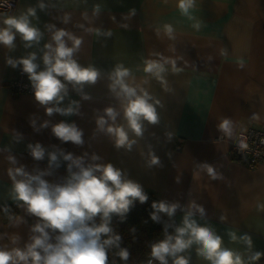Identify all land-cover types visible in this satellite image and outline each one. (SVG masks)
<instances>
[{"label": "crops", "instance_id": "0c3cea01", "mask_svg": "<svg viewBox=\"0 0 264 264\" xmlns=\"http://www.w3.org/2000/svg\"><path fill=\"white\" fill-rule=\"evenodd\" d=\"M178 2L17 0L12 11H0V27H4L5 17L35 9L29 20L41 33L30 47L19 33L13 48L0 44V207L20 206L19 215L8 223L0 213V248H24L33 235L32 226L39 222L22 201L13 198L9 169L23 166L32 175L43 173L42 178L51 184H64L71 162L63 159V153L70 152L83 157L85 166L111 163L124 178L153 195L156 203L177 204L171 217L158 213L172 225L167 234H175L189 205L195 203L203 207L204 215L192 209L193 218L213 229L222 238V247L240 253L245 264H264V255L250 260L256 252L264 253V165L249 168L229 155L240 132L264 125V0H195L189 15L180 11ZM197 23L199 28L194 27ZM165 25L172 27L171 35ZM58 29L81 39L73 58L82 67L92 66L99 72L95 83L82 86L59 77L67 94L55 106L74 107L70 115H48L46 108L53 104L41 105L34 93H15L5 85L18 77L22 66L12 67L9 58L19 61L35 53L37 71L44 69L45 45H54L52 36ZM146 61L164 64L163 80L144 71ZM117 65L130 70L126 82L138 94L141 89L147 92L156 108L158 121L143 120L140 136L127 128L126 101L110 88ZM27 78L30 81L28 74ZM107 107L117 112L114 122L106 116ZM100 116L107 120L105 129L108 124L126 128L129 140L135 141L130 149L116 147L114 137L98 127ZM225 119L231 122L229 133L220 128ZM61 121L74 123L82 131V144L54 135L52 127ZM36 143L45 150L43 159L31 155L29 144ZM51 152L57 161L49 164ZM93 155L99 159L93 160ZM153 155L159 164L151 163ZM204 164L214 168L216 179ZM72 171H78L75 165ZM52 235L55 242L56 233ZM245 235L251 238V248L240 239ZM198 248L194 243L178 255L185 256L188 264H211ZM167 258L173 264V257Z\"/></svg>", "mask_w": 264, "mask_h": 264}, {"label": "clouds", "instance_id": "9594fccd", "mask_svg": "<svg viewBox=\"0 0 264 264\" xmlns=\"http://www.w3.org/2000/svg\"><path fill=\"white\" fill-rule=\"evenodd\" d=\"M194 3L195 0H179L178 7L183 14L189 15V9ZM40 7L43 8V5ZM132 12L134 13L135 10L133 9ZM34 15L35 9L30 8L27 14L5 17L4 27H0V44L9 49L13 48L17 33L26 42V47L38 42L41 33L29 20V16ZM194 27L199 28V23ZM165 30L169 35L173 31L170 25H165ZM65 37L71 41V46H68ZM52 39L54 45L51 43L45 45L48 51L43 55L45 65L43 70L37 71L39 65L35 62V53L19 61L9 58L7 62L12 67H16L17 63L22 64L23 71L28 74L32 82L34 96L41 105L50 103L54 105L46 108L48 115H52L53 112L70 115L76 111L74 107L55 106L67 94L66 84L59 77H63L64 81L70 82L73 86H82L84 83H95L99 72L92 66L82 67L73 58L74 52L81 44L79 37L65 29H58L53 33ZM144 71L163 80L161 74L166 69L163 63L146 61ZM130 74L129 69L117 65L110 77L112 80L110 88L118 97L122 96L126 101L124 117L127 128L140 136L142 121L147 120L155 124L158 116L156 108L149 102V94L142 89L138 94L136 87L126 82ZM104 111L108 119L113 122L116 120L117 112L112 107H107ZM96 123L101 130H106L114 137L117 148L130 149L135 142L129 140L128 131L124 126L108 124L105 129L107 123L105 116L98 117ZM230 123L225 119L221 122L220 128L225 133H229ZM44 126H47V122ZM52 132L62 141H71L77 145L83 143L82 131L74 123L64 121L56 123L52 127ZM29 148L36 160L43 159L45 150L39 143L34 146L29 144ZM9 159L15 163L14 157ZM63 159L71 162L68 165L70 175L64 184H51L42 178L43 173L32 175L26 172L23 166L14 170L9 169V176L13 181V198L22 201L27 211L39 218V222L32 226L33 235L24 248L14 247L11 250L0 248V264H107V249L112 246L119 247L121 240L118 234L113 233L110 226L112 215L117 214L123 220L135 201L144 203L148 199L139 183L124 178L121 170L111 163L85 166L83 157H74L70 152L63 153ZM92 159L97 160L99 157L93 155ZM56 161V153H49V164ZM151 163L159 164L158 157L153 155ZM73 165L78 171H72ZM203 167L212 179L217 178L218 174L211 165L204 164ZM17 177L22 178L17 179ZM152 207L156 211L151 213V217L154 221H158L159 212L167 213L171 217L178 205L161 201L153 202ZM192 209L204 215L203 207L191 203L183 217V223L176 227L175 234H167L165 230V238L152 245L151 256L160 261V264H168L169 256L173 257V264H188V259L178 254L195 243L199 245L198 253L211 264H245L240 253L222 247V238L213 229L197 223L193 218ZM97 217L99 223H96ZM52 233H56L55 242ZM230 235L233 240L237 239L235 233ZM240 239L251 248L252 241L249 236L245 235ZM15 240L16 237H13L14 243ZM262 255L264 253L256 252L250 260H259ZM119 256L126 261L129 257L128 250L121 248ZM148 264H152V261L149 260Z\"/></svg>", "mask_w": 264, "mask_h": 264}, {"label": "trees", "instance_id": "16d2710c", "mask_svg": "<svg viewBox=\"0 0 264 264\" xmlns=\"http://www.w3.org/2000/svg\"><path fill=\"white\" fill-rule=\"evenodd\" d=\"M146 194L148 196L147 201L144 203L135 201L123 220L117 214L112 215L110 226L113 233L118 234L121 240L119 247L112 246L107 249V264H148L152 257L151 247L153 243L162 240L166 231L168 233L172 229V225L160 217L158 221L152 219L154 196ZM0 213L3 222L8 223L19 215L20 206L19 204L2 205ZM99 222V217H97L96 223ZM121 248H125L129 252L126 261L119 256ZM156 263L160 264V261L156 260ZM168 264H170L169 261Z\"/></svg>", "mask_w": 264, "mask_h": 264}, {"label": "built area", "instance_id": "2783aa9c", "mask_svg": "<svg viewBox=\"0 0 264 264\" xmlns=\"http://www.w3.org/2000/svg\"><path fill=\"white\" fill-rule=\"evenodd\" d=\"M17 5V0H0V11H12ZM6 87L15 93H34L32 82L27 78V73L21 66L17 78L8 81ZM246 145V147H242ZM230 158L249 168L264 165V125L260 127L249 126L240 132L229 150ZM154 244V243H153ZM152 264H157L151 257ZM149 262V261H148Z\"/></svg>", "mask_w": 264, "mask_h": 264}]
</instances>
